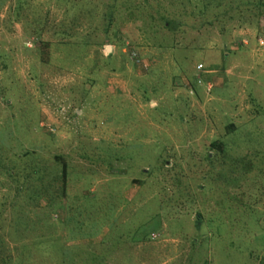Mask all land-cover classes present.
<instances>
[{"label":"rangeland","instance_id":"rangeland-1","mask_svg":"<svg viewBox=\"0 0 264 264\" xmlns=\"http://www.w3.org/2000/svg\"><path fill=\"white\" fill-rule=\"evenodd\" d=\"M0 264H264V0H0Z\"/></svg>","mask_w":264,"mask_h":264},{"label":"trees","instance_id":"trees-1","mask_svg":"<svg viewBox=\"0 0 264 264\" xmlns=\"http://www.w3.org/2000/svg\"><path fill=\"white\" fill-rule=\"evenodd\" d=\"M171 24L169 23V26H170ZM170 28H172V27H170ZM196 89V88H195ZM196 92H197V90H196ZM213 146H214V148H216V147H218V148H222L223 147V145H220L219 144V142H214L213 143ZM208 158H210L209 157V155H208ZM67 172H68V169H67V164L66 163H64L63 164V173H64V181L66 182V179H67Z\"/></svg>","mask_w":264,"mask_h":264},{"label":"built area","instance_id":"built-area-1","mask_svg":"<svg viewBox=\"0 0 264 264\" xmlns=\"http://www.w3.org/2000/svg\"><path fill=\"white\" fill-rule=\"evenodd\" d=\"M198 69H200V70H201V69H202V65H200V66L198 67ZM211 87H212V86H211V85H209V86H208V89H209V90H211Z\"/></svg>","mask_w":264,"mask_h":264}]
</instances>
